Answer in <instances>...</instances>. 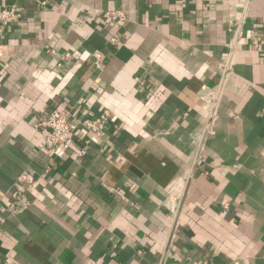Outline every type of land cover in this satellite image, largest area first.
<instances>
[{
    "label": "crops",
    "instance_id": "0c3cea01",
    "mask_svg": "<svg viewBox=\"0 0 264 264\" xmlns=\"http://www.w3.org/2000/svg\"><path fill=\"white\" fill-rule=\"evenodd\" d=\"M4 5L0 264H264V0ZM54 108L110 117L47 169Z\"/></svg>",
    "mask_w": 264,
    "mask_h": 264
},
{
    "label": "built area",
    "instance_id": "2783aa9c",
    "mask_svg": "<svg viewBox=\"0 0 264 264\" xmlns=\"http://www.w3.org/2000/svg\"><path fill=\"white\" fill-rule=\"evenodd\" d=\"M117 16L121 20L126 19L123 10H107L104 17ZM17 20V10L14 6L4 5L0 8V23L7 25ZM112 42L119 40L118 34L111 36ZM95 62L98 64L102 58V53L97 50L94 52ZM64 58H70L71 53L65 52ZM110 117V110L104 109L99 114L79 118L74 115L72 110L54 108L47 116H41L38 119L37 126L44 137V148L50 152L47 162V169L54 162L55 157L64 154L75 142L79 128L85 129L88 138H100ZM84 151H81V154ZM33 175L28 171H22L17 176V181L22 185L33 181ZM30 200L27 194L20 188L18 189L13 203L9 206L12 212L21 211L27 208ZM1 207V196H0Z\"/></svg>",
    "mask_w": 264,
    "mask_h": 264
}]
</instances>
